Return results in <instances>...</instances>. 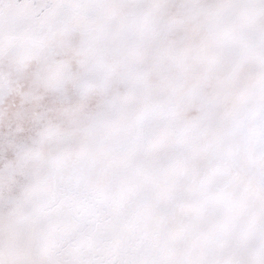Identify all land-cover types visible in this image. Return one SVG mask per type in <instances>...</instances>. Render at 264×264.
<instances>
[{
    "label": "clouds",
    "instance_id": "obj_1",
    "mask_svg": "<svg viewBox=\"0 0 264 264\" xmlns=\"http://www.w3.org/2000/svg\"><path fill=\"white\" fill-rule=\"evenodd\" d=\"M27 2L30 19L0 34V264L55 255L34 213L52 176L85 172L111 186L122 170L159 168L183 198L154 241L159 253L264 264V154L255 129L246 138L232 127L244 100L264 92V0ZM11 3L0 0V13ZM209 173L232 205L220 240L218 218L190 225L187 194Z\"/></svg>",
    "mask_w": 264,
    "mask_h": 264
},
{
    "label": "snow or ice",
    "instance_id": "obj_2",
    "mask_svg": "<svg viewBox=\"0 0 264 264\" xmlns=\"http://www.w3.org/2000/svg\"><path fill=\"white\" fill-rule=\"evenodd\" d=\"M68 6L86 7L76 2ZM10 7L9 15L0 13V34L30 19L27 0H12ZM222 39L229 41L227 35ZM31 48L37 53L42 50L38 36L31 41ZM232 127L246 133V138L248 129H255L250 138L256 155L264 154V92L257 90L244 100ZM103 173L102 168L98 175ZM37 193L34 213L45 225L46 245L55 253L49 264H218L214 257L164 256L154 246L162 235L164 220L183 199L177 184L168 179L166 168L125 169L111 186L88 184L85 172L71 178L54 175ZM187 200L192 207L190 225L216 217V238L223 239L231 223L232 205L225 193L216 189L215 174L204 175ZM262 238L264 233L258 227V244Z\"/></svg>",
    "mask_w": 264,
    "mask_h": 264
}]
</instances>
